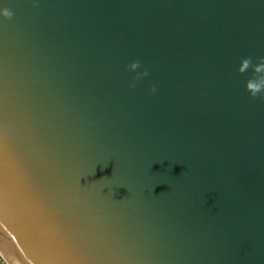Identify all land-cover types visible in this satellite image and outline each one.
<instances>
[{"label":"water","instance_id":"1","mask_svg":"<svg viewBox=\"0 0 264 264\" xmlns=\"http://www.w3.org/2000/svg\"><path fill=\"white\" fill-rule=\"evenodd\" d=\"M4 8L2 261L264 264V0Z\"/></svg>","mask_w":264,"mask_h":264},{"label":"clouds","instance_id":"2","mask_svg":"<svg viewBox=\"0 0 264 264\" xmlns=\"http://www.w3.org/2000/svg\"><path fill=\"white\" fill-rule=\"evenodd\" d=\"M33 6H35V2ZM0 16H3L5 19H11L13 17V12L8 8L0 9ZM140 67L141 62L139 60H134L126 66L128 71L136 73L129 87H135L136 81L149 75L147 69L136 72ZM249 69H251V76L245 82V90L252 99L259 98L264 101V57L259 58L256 63H253V58L251 56L242 58L237 72L239 74H244ZM156 91L157 89L154 86L149 89L151 94H155Z\"/></svg>","mask_w":264,"mask_h":264},{"label":"crops","instance_id":"3","mask_svg":"<svg viewBox=\"0 0 264 264\" xmlns=\"http://www.w3.org/2000/svg\"><path fill=\"white\" fill-rule=\"evenodd\" d=\"M0 264H6V263L0 259Z\"/></svg>","mask_w":264,"mask_h":264}]
</instances>
